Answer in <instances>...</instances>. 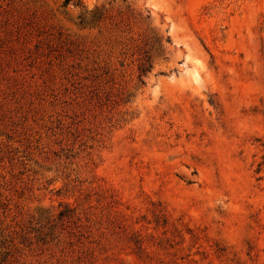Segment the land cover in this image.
I'll return each instance as SVG.
<instances>
[{"label":"rangeland","instance_id":"rangeland-1","mask_svg":"<svg viewBox=\"0 0 264 264\" xmlns=\"http://www.w3.org/2000/svg\"><path fill=\"white\" fill-rule=\"evenodd\" d=\"M0 264H264V0H0Z\"/></svg>","mask_w":264,"mask_h":264}]
</instances>
